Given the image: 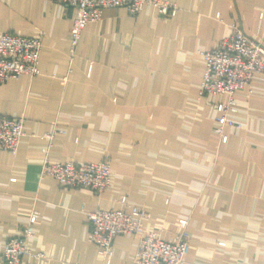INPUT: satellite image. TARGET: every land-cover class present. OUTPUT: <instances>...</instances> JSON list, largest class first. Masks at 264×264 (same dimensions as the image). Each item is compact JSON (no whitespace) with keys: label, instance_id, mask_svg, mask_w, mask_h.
<instances>
[{"label":"crops","instance_id":"obj_1","mask_svg":"<svg viewBox=\"0 0 264 264\" xmlns=\"http://www.w3.org/2000/svg\"><path fill=\"white\" fill-rule=\"evenodd\" d=\"M135 15L108 7L82 31L71 57L74 10L55 0H0V33L39 36V74L0 83V115L24 116L16 154L0 150V264L4 244L24 236L36 264H105L87 213L119 199L146 210V228L172 241L187 220L183 264H264V74L235 94L226 142L215 132L221 96H198L200 51L238 25L264 35V0H168ZM62 131L52 139L46 135ZM107 160L102 194L41 178L44 159ZM223 242V245H219ZM134 236L116 238L109 264H132Z\"/></svg>","mask_w":264,"mask_h":264},{"label":"built area","instance_id":"obj_2","mask_svg":"<svg viewBox=\"0 0 264 264\" xmlns=\"http://www.w3.org/2000/svg\"><path fill=\"white\" fill-rule=\"evenodd\" d=\"M74 10L69 31L71 57L74 56L83 29L90 23L98 22L104 8H126L135 16L145 6L153 7L158 14L173 16L177 6L168 0H55ZM42 50L39 36H19L8 32L0 33V83L20 76L35 77L39 74V60ZM199 55L204 61V72L200 82L198 96H221L223 100L216 105L220 116L216 118L215 132L221 142H226V128H239L228 120L231 113H238L235 94L245 90L256 74H264V35L257 41L247 36L238 25L233 31ZM24 116L12 117L0 115V150L16 154L20 140L24 137ZM62 133L54 129L46 135L52 139ZM41 178L52 179L60 187H83L96 194H102L111 186V167L107 160L76 164L68 162H49L44 159L41 165ZM121 208L97 209L87 213L91 224L90 241L105 264L110 263L112 244L116 238L134 236L137 247L132 264H183L189 251L187 220H179L180 228L172 241L162 240L158 233L146 228L143 219L148 217L146 210L128 202L126 196L119 199ZM37 218L36 212L29 217L24 236L13 237L5 244L1 252V264H36L24 262L32 254L25 246L24 238L32 233L31 226ZM223 245V242H219Z\"/></svg>","mask_w":264,"mask_h":264}]
</instances>
